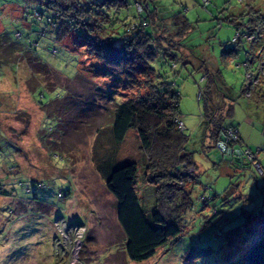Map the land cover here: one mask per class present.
Wrapping results in <instances>:
<instances>
[{"label":"rangeland","instance_id":"rangeland-1","mask_svg":"<svg viewBox=\"0 0 264 264\" xmlns=\"http://www.w3.org/2000/svg\"><path fill=\"white\" fill-rule=\"evenodd\" d=\"M128 3L121 17L131 19L136 8L134 0ZM155 5L165 20V26L157 21L155 34L162 29L172 33V18L178 13L187 17L191 27L171 51L176 57L160 55L153 64L157 80L172 83L180 94V119L196 164L184 171L190 174L184 176L182 185L190 192L192 207L180 218L181 237L147 260L127 258L115 199L106 189L107 176L98 171L93 148L97 129L110 122L111 98L124 99L132 90L114 77L92 71L98 62L84 47L73 46L81 42L79 32L58 41L56 30L48 28L41 37L46 25L27 21L24 0H0V33L17 48L24 44L15 34L29 35L37 43L28 49L29 56L71 80L73 90L67 93L60 86L48 90L31 78L33 70L27 60L17 69L16 61L0 58V187L4 190L0 192V264H229L232 245L242 242L243 236L229 237V232L245 229L254 216L264 221V73L248 97L243 67L249 59L248 70L257 74L264 64V0H212L208 10L202 0H157ZM252 30L256 40L233 41L237 34ZM80 70L93 78L95 87L76 82ZM207 70L215 78L209 106L219 109L223 125L236 126L241 144L256 153L245 167L221 162L216 142L213 146L207 137L203 118ZM107 87L110 90L105 91ZM91 96H97L96 102ZM59 104L69 106L64 128L55 116ZM230 106L231 116L227 115ZM61 134L64 144L58 140ZM119 154L140 165V202L151 215L156 209V187L145 178L138 137H127ZM204 191L210 198L207 205L201 202ZM191 248L213 251L187 261ZM247 262L243 255L236 259V264Z\"/></svg>","mask_w":264,"mask_h":264},{"label":"trees","instance_id":"trees-1","mask_svg":"<svg viewBox=\"0 0 264 264\" xmlns=\"http://www.w3.org/2000/svg\"><path fill=\"white\" fill-rule=\"evenodd\" d=\"M24 1L27 21L32 19L36 23L46 25L39 33L41 37L46 35L48 28L56 30L55 39L58 41L70 33L79 32L77 36L82 37L81 42L75 41L73 46L84 47L88 56L98 62V65L92 67V71L102 77H114V80L124 82L132 90V94L124 99L111 98L114 104L110 112V122L97 129L93 148L98 171L107 176L106 189L115 199L117 221L125 236L124 251L127 258L132 261H144L152 257L157 249L167 244L175 245L182 235L180 218L192 207L190 192L182 185L183 170L196 164L187 149L190 138L185 133L186 127L184 125V129H181L179 126L182 122L180 94L172 83L157 80L159 74L153 64L160 55L165 59L176 57L171 51L179 46V40L191 29L187 17L179 13L174 15L172 25L175 30L170 33L167 32L168 29H162L159 34H155L154 26L159 19L165 26V20L159 17L155 5L157 0H134L136 16L131 19L128 15L121 17L122 11L129 8L128 0ZM138 3L146 7L144 12L138 13ZM202 3L208 10L212 0L207 4L202 0ZM36 12H39L40 16H36ZM253 28L254 25L249 29ZM165 31L167 34H164ZM253 31L239 34L242 38ZM15 39L24 45L17 48L10 43L6 35H0V58L16 61L17 69L20 62L27 60L28 66L33 70L31 78L35 82L40 81L48 90L60 86L64 87L67 93L73 91L71 80L52 71L39 59L29 56L28 49L37 46L29 35L17 32ZM56 52L57 50H52V53ZM225 53L231 55L229 51ZM41 73L45 75L42 77ZM206 75L208 86L204 93L206 114L203 118L207 122V137L214 146L221 128L231 126H224V118L223 115L220 116L219 109L215 110L209 106L215 78L214 73L208 70ZM76 82L95 87L92 85L93 78H87L86 73L81 70ZM98 89L101 88L97 87L96 90ZM107 90L110 88H105V91ZM93 97L91 96V99L95 101L97 96L95 99ZM67 108L69 106L59 104V108L55 109V116L59 118L63 128L67 121L64 116L69 110ZM232 114L233 109L230 106L227 115ZM232 127L237 128L233 125ZM129 132H135L140 141L145 160L144 166L142 165L145 178L156 187V209L151 215L140 202L137 182L140 165L131 162L113 168ZM64 139V134L58 138L61 144H64ZM0 192H4L2 187ZM205 194L207 192L202 195ZM209 200L206 198L201 202L207 205ZM258 219L254 216V219L248 220L245 229L237 227L229 232V237H240L243 234L242 242L236 244L235 241L232 245L234 249L232 248L228 256L229 264H236L240 255L246 257L247 264H264V221ZM257 222L260 224L255 225ZM212 251V248H191L185 260L196 261L207 257Z\"/></svg>","mask_w":264,"mask_h":264},{"label":"built area","instance_id":"built-area-1","mask_svg":"<svg viewBox=\"0 0 264 264\" xmlns=\"http://www.w3.org/2000/svg\"><path fill=\"white\" fill-rule=\"evenodd\" d=\"M203 2L207 4L209 3V0H203ZM145 10H146V7L143 4H140V3L137 4L138 13H142ZM35 15L40 16V13L36 12ZM256 35H257L256 33L254 34L252 32L249 35H244L243 38H245L247 41H254L257 38ZM19 36L20 34H18V37ZM240 38H241V35L237 34L236 37L233 39V41H237ZM250 63L251 61L248 59V61L243 64V67L246 69L245 94L248 97L251 96V92L253 91L255 86L258 84L260 76H261V72L264 73V70H263L264 66H262L264 65L263 63L260 64L257 74L256 72L248 70ZM179 124H180L179 125L180 128L184 129V124L182 122H180ZM215 148L219 151V158H221V162L231 163L238 167L239 166L245 167V164L254 160V157H255L254 154L256 155V153H254L248 147L241 144V135H240L239 129L232 127V126L221 128L220 135H219L218 140L216 141ZM256 167L258 168L260 172H263L259 164H257ZM186 169L187 168L183 170V175L189 176L190 174L188 170H187L188 172H184ZM205 196L207 195L205 194L203 196V199H201L202 201H205L206 198L207 200H209V197H205ZM76 227H80V226H75V228ZM72 264L74 263L72 262Z\"/></svg>","mask_w":264,"mask_h":264},{"label":"crops","instance_id":"crops-1","mask_svg":"<svg viewBox=\"0 0 264 264\" xmlns=\"http://www.w3.org/2000/svg\"><path fill=\"white\" fill-rule=\"evenodd\" d=\"M25 10V9H24ZM130 136H135L137 137L136 133L135 132H129L127 137L129 138ZM127 139V138H126ZM126 142V140H125ZM124 142V143H125ZM243 144H246L244 141H243ZM124 145V144H123ZM117 158L120 160V163H118L117 161L115 162V164L113 165V168L116 167H120L121 165L119 164H127V163H131V162H137V161H128V158L127 157H123L121 156L120 154L117 156Z\"/></svg>","mask_w":264,"mask_h":264}]
</instances>
